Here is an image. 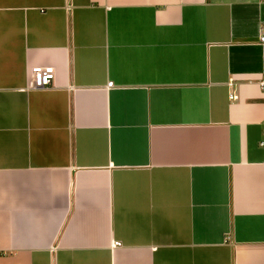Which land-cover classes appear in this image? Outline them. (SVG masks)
I'll return each mask as SVG.
<instances>
[{
	"label": "crops",
	"instance_id": "obj_1",
	"mask_svg": "<svg viewBox=\"0 0 264 264\" xmlns=\"http://www.w3.org/2000/svg\"><path fill=\"white\" fill-rule=\"evenodd\" d=\"M263 32L264 0H0V264H264Z\"/></svg>",
	"mask_w": 264,
	"mask_h": 264
},
{
	"label": "built area",
	"instance_id": "obj_2",
	"mask_svg": "<svg viewBox=\"0 0 264 264\" xmlns=\"http://www.w3.org/2000/svg\"><path fill=\"white\" fill-rule=\"evenodd\" d=\"M260 39L264 40V32L260 36ZM30 75L31 87H44L52 82L55 75V69L49 64H35L30 68ZM109 83L112 84V80L109 81ZM262 85L264 86V80H262ZM262 143L264 144V140Z\"/></svg>",
	"mask_w": 264,
	"mask_h": 264
}]
</instances>
